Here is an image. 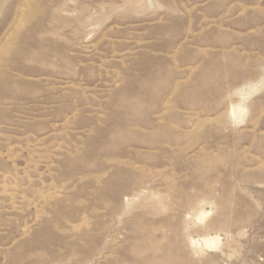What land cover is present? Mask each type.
<instances>
[{"label": "rangeland", "instance_id": "1", "mask_svg": "<svg viewBox=\"0 0 264 264\" xmlns=\"http://www.w3.org/2000/svg\"><path fill=\"white\" fill-rule=\"evenodd\" d=\"M0 264H264V0H0Z\"/></svg>", "mask_w": 264, "mask_h": 264}, {"label": "bare ground", "instance_id": "2", "mask_svg": "<svg viewBox=\"0 0 264 264\" xmlns=\"http://www.w3.org/2000/svg\"><path fill=\"white\" fill-rule=\"evenodd\" d=\"M231 111H232V110H231ZM204 243H205V244H206V243L208 244V243H209L208 239H206V240L204 241Z\"/></svg>", "mask_w": 264, "mask_h": 264}]
</instances>
